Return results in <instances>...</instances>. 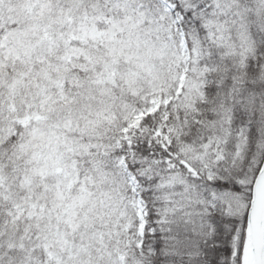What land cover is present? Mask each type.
Wrapping results in <instances>:
<instances>
[{
    "label": "snow or ice",
    "instance_id": "6c2138e0",
    "mask_svg": "<svg viewBox=\"0 0 264 264\" xmlns=\"http://www.w3.org/2000/svg\"><path fill=\"white\" fill-rule=\"evenodd\" d=\"M0 264H264V0H0Z\"/></svg>",
    "mask_w": 264,
    "mask_h": 264
}]
</instances>
